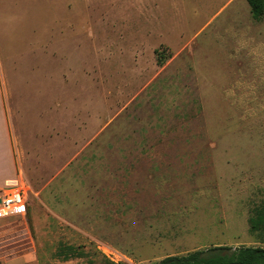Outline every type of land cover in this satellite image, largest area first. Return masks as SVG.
Segmentation results:
<instances>
[{
    "label": "rangeland",
    "instance_id": "1",
    "mask_svg": "<svg viewBox=\"0 0 264 264\" xmlns=\"http://www.w3.org/2000/svg\"><path fill=\"white\" fill-rule=\"evenodd\" d=\"M1 2L31 191L0 217V264L264 247V18L247 0ZM184 204L151 236L134 223Z\"/></svg>",
    "mask_w": 264,
    "mask_h": 264
},
{
    "label": "crops",
    "instance_id": "2",
    "mask_svg": "<svg viewBox=\"0 0 264 264\" xmlns=\"http://www.w3.org/2000/svg\"><path fill=\"white\" fill-rule=\"evenodd\" d=\"M248 1V0H247ZM0 3L2 4L1 0ZM249 4V2H248ZM250 6V4H249ZM2 8V6H1ZM0 8V9H1ZM251 8V7H250ZM5 22L7 24H15V19L11 18L10 22L8 20L0 21V193H2L8 186V184L14 180L19 182L20 184L23 183L26 188L27 193V205H29V192L31 191V187L29 184H27L23 178V146L21 145L20 139L17 135V132L15 130V123H24L23 121H20V119H15L10 114V105H9V94H8V74L3 71L4 63L7 60L8 57V44L6 42H3L1 39V32H2V23ZM14 28V27H12ZM160 171V170H159ZM158 171V172H159ZM169 184V181H165L164 185ZM59 200H63L61 197L56 195ZM162 204H165V206L172 205L174 207H178V202L174 201H163ZM187 205H181V207L184 208L182 210L181 215H177L175 218L173 217L172 220H169L168 215L166 217L160 216V219H157L158 222L154 223L152 218L150 217H141V220H138L136 223L139 227L138 230L141 231L146 237L151 236L152 232L154 231V225L158 226L159 228H165L168 227V225L171 224L172 221H184L186 218V212L187 208L189 206ZM201 207H204L201 205ZM186 207V208H185ZM175 216V215H174ZM183 223V222H182ZM153 228V229H152ZM158 228V229H159ZM158 229H155V231H158ZM148 242V241H147ZM152 242V241H151ZM204 246H198L197 249L203 248ZM165 254V253H164ZM171 255H178L179 253H173L169 252ZM167 255V253H166Z\"/></svg>",
    "mask_w": 264,
    "mask_h": 264
},
{
    "label": "trees",
    "instance_id": "3",
    "mask_svg": "<svg viewBox=\"0 0 264 264\" xmlns=\"http://www.w3.org/2000/svg\"><path fill=\"white\" fill-rule=\"evenodd\" d=\"M253 18H264V0H248ZM165 56L160 52L158 62L163 64ZM261 221V219H260ZM254 224L253 227H256ZM125 264V263H114ZM150 264H264V247L215 245L196 249L183 255H170Z\"/></svg>",
    "mask_w": 264,
    "mask_h": 264
},
{
    "label": "built area",
    "instance_id": "4",
    "mask_svg": "<svg viewBox=\"0 0 264 264\" xmlns=\"http://www.w3.org/2000/svg\"><path fill=\"white\" fill-rule=\"evenodd\" d=\"M27 193L23 183L16 180L10 182L0 193V217L26 212Z\"/></svg>",
    "mask_w": 264,
    "mask_h": 264
}]
</instances>
